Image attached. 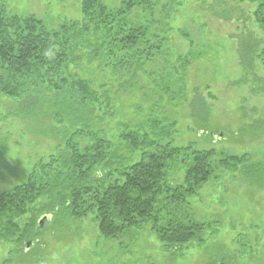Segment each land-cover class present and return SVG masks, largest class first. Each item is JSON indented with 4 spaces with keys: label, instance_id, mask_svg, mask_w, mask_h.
<instances>
[{
    "label": "trees",
    "instance_id": "trees-1",
    "mask_svg": "<svg viewBox=\"0 0 264 264\" xmlns=\"http://www.w3.org/2000/svg\"><path fill=\"white\" fill-rule=\"evenodd\" d=\"M151 1L124 0L113 7L103 0H81L80 19L50 29L35 15L11 13L0 0V106H5L0 114L9 123L30 119L39 122L38 128L52 126L58 139L56 152L40 160L26 183L0 195V243L23 244L40 230L42 216L64 209L75 219L95 214L99 232L107 238L151 223L159 240L175 252L203 240L205 224L183 210L190 196L216 178L217 170L240 171L264 186V162H250L247 154L173 145V99L159 115L155 103L150 110L152 104L138 107L146 110L143 118L138 112L130 115L138 105L129 103L138 89L135 83L147 84L157 102H165L169 91L157 87L153 73L143 78L144 62L164 51L163 39L149 29L152 18L146 14L154 17L158 6ZM200 1L204 9L220 10L215 15L232 18L240 0ZM232 1L236 5L230 7ZM241 1L257 3L255 17L264 9V0ZM223 9L232 13L224 15ZM243 29L249 37L247 46L238 48L243 74L251 72L253 91L264 93V85L258 84L264 80V45L247 24ZM189 56L177 58L185 70ZM178 77L183 80L180 73ZM190 98L191 114L199 104L207 117L214 95L193 87ZM1 124L0 160L9 152L13 135ZM116 129L118 142L113 134L104 136Z\"/></svg>",
    "mask_w": 264,
    "mask_h": 264
},
{
    "label": "rangeland",
    "instance_id": "rangeland-1",
    "mask_svg": "<svg viewBox=\"0 0 264 264\" xmlns=\"http://www.w3.org/2000/svg\"><path fill=\"white\" fill-rule=\"evenodd\" d=\"M1 1L11 13L35 15L50 29L82 17L81 0ZM103 1L116 7L124 0ZM154 1L158 2L155 16H146L148 20L152 18L151 33L163 39L164 51L154 61L144 62L143 78L153 73L157 87L168 89V96L165 102H157L152 89L137 82L133 87L138 89L129 103L138 105L131 108L130 115L138 112L142 113L141 118L145 117L146 110H140L152 103L157 109L152 104L147 110L153 106L159 115L173 99L169 114V121H176L172 127L173 145L247 154L250 162H264V93L253 91L251 72L243 81L238 51L248 43L245 24L264 45V9L255 17L257 3L235 1L233 13L224 9L221 12L232 13V18H224L215 15V10L220 11L217 8L204 9L200 0L151 2ZM206 3L210 5L212 0ZM235 3L232 1L230 7ZM140 10L139 14L144 7ZM188 53L191 64L185 70L177 58ZM178 73L183 80L179 81ZM258 84L264 85V80ZM182 85L186 87L184 92ZM193 87L214 95L209 98L213 105L207 117L199 112V104L191 114ZM0 109L5 112L4 105ZM0 123L13 134L9 152L0 160L1 195L26 183L40 160L56 152L58 139L52 126L38 128L39 122L30 119L9 123L0 114ZM114 131L107 130L104 136L113 134L112 140L118 142L120 130ZM66 138L61 140L62 147ZM238 172L217 170L215 179L188 198L189 206L183 212L205 224L203 240H194L175 252L159 240L151 223L125 230L118 238H107L100 234L95 214L89 212L86 217L75 219L60 209L44 220L34 235L24 238L23 244L0 243V264L7 259L12 262L6 264H264V186Z\"/></svg>",
    "mask_w": 264,
    "mask_h": 264
},
{
    "label": "water",
    "instance_id": "water-1",
    "mask_svg": "<svg viewBox=\"0 0 264 264\" xmlns=\"http://www.w3.org/2000/svg\"><path fill=\"white\" fill-rule=\"evenodd\" d=\"M50 216V214L44 215L39 219V224L42 225L44 220L48 219V217Z\"/></svg>",
    "mask_w": 264,
    "mask_h": 264
}]
</instances>
